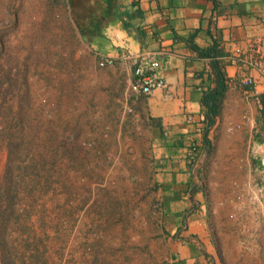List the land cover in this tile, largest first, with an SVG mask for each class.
Masks as SVG:
<instances>
[{"label":"rangeland","instance_id":"1","mask_svg":"<svg viewBox=\"0 0 264 264\" xmlns=\"http://www.w3.org/2000/svg\"><path fill=\"white\" fill-rule=\"evenodd\" d=\"M132 84L128 61L98 65L68 0H0V200L17 189L21 214L0 231V264H176L191 239L209 264H264V168L237 162L255 139L228 125L215 141L234 161L203 162L172 227Z\"/></svg>","mask_w":264,"mask_h":264},{"label":"crops","instance_id":"2","mask_svg":"<svg viewBox=\"0 0 264 264\" xmlns=\"http://www.w3.org/2000/svg\"><path fill=\"white\" fill-rule=\"evenodd\" d=\"M68 6L96 54L118 59L121 53L148 51L160 63L158 72L167 86L143 95V99L151 122L153 180L167 217L173 219L170 226H180L191 207L195 199L191 187L199 184L198 170L203 162L215 151L222 163L227 162L226 154L233 158V142L221 147L215 141L225 138L231 123L240 124L239 133L255 139L252 152L237 157V162L243 160L250 171L260 173L264 154V141L258 140L264 138L258 123L261 108L237 80L242 75L252 76L261 94L264 80L257 70L230 63L227 56L235 47L247 51L256 39L264 54V0H68ZM123 23L126 29H122ZM213 40L227 88L221 113L209 132L210 149L204 141L201 96L214 82L210 59L200 57L194 47L206 48ZM193 224L191 230L196 235L192 236L207 240L203 220ZM190 242L179 247L182 256L176 264H209L200 248Z\"/></svg>","mask_w":264,"mask_h":264},{"label":"built area","instance_id":"3","mask_svg":"<svg viewBox=\"0 0 264 264\" xmlns=\"http://www.w3.org/2000/svg\"><path fill=\"white\" fill-rule=\"evenodd\" d=\"M98 56V65L100 67L112 66L117 60L128 61L132 67L133 74V87L139 95L152 94L157 89H165L166 82L158 72L160 63L157 59H154L152 52H139L137 54L121 53L117 58L113 56ZM227 60L230 63L246 65L248 68L257 70L264 80V54L261 51L260 40L256 39L252 42L249 49L243 52L239 47H235L232 52L227 56ZM237 82L247 89V92L256 97L257 102L262 108L260 99L261 93L255 89L254 79L252 76L246 74L238 78ZM264 91V86H263ZM264 94V92L262 93ZM168 96L170 95L167 94ZM192 120L191 116L187 118ZM241 127L240 124H231L229 130L233 131L236 128ZM260 163L264 168V154L260 157Z\"/></svg>","mask_w":264,"mask_h":264},{"label":"trees","instance_id":"4","mask_svg":"<svg viewBox=\"0 0 264 264\" xmlns=\"http://www.w3.org/2000/svg\"><path fill=\"white\" fill-rule=\"evenodd\" d=\"M122 29H126V24H122ZM200 57H208L210 59L209 66L211 70L212 81L214 86L203 90L201 96V102L204 106L203 121L205 123L204 129V141L211 149V140L209 139L210 129L215 125L217 117L221 113L222 101L227 88V77L223 68L222 61L218 58L219 51L217 49V43L215 40L206 48L194 47ZM262 108L260 109V118L258 120L261 130L264 131V94L260 95ZM259 141H264V138L258 137ZM199 187H191V196L194 198L195 193ZM8 202L0 200V231L2 227L5 230L8 229L10 224L14 221H18L21 214H17V197L19 192L14 189L13 192H9ZM0 245L5 249L4 243L0 240ZM6 259V256H5ZM6 262V260H5Z\"/></svg>","mask_w":264,"mask_h":264}]
</instances>
